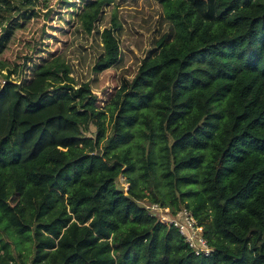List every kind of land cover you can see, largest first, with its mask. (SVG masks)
<instances>
[{
	"label": "trees",
	"instance_id": "trees-1",
	"mask_svg": "<svg viewBox=\"0 0 264 264\" xmlns=\"http://www.w3.org/2000/svg\"><path fill=\"white\" fill-rule=\"evenodd\" d=\"M113 1L42 0L0 35V264H264V0H154L168 32L133 77L113 21L99 91L75 86L73 31ZM141 200L188 208L214 251Z\"/></svg>",
	"mask_w": 264,
	"mask_h": 264
},
{
	"label": "rangeland",
	"instance_id": "rangeland-1",
	"mask_svg": "<svg viewBox=\"0 0 264 264\" xmlns=\"http://www.w3.org/2000/svg\"><path fill=\"white\" fill-rule=\"evenodd\" d=\"M42 0H0V35L5 33V26L8 20L19 17L21 14L40 7ZM55 0H47L51 5ZM36 3V5H35ZM115 21L120 30L115 32L119 39L121 51L120 68L117 72H122L126 79H131L138 69L141 60L148 52L155 47V40L163 34H167L169 24L164 18L162 7L154 0H114L103 7V12L95 24L91 34H86L78 25L72 35L71 45L64 52L62 58L70 66V76L74 80L75 86L88 82L91 89L99 91L97 87L98 75L93 72L92 67L102 53V42L100 33L105 27L111 26ZM118 27V28H119ZM6 69L0 70V82L3 83ZM10 78H18L13 75ZM90 134H95V128L90 127ZM144 145L149 148L146 141L135 140L131 145L133 158H136V146ZM144 186L152 185L148 180ZM117 188L126 190L127 183L124 177L116 181ZM145 206L147 201H138ZM26 255V252L23 251ZM27 264L29 259L22 257Z\"/></svg>",
	"mask_w": 264,
	"mask_h": 264
},
{
	"label": "built area",
	"instance_id": "built-area-1",
	"mask_svg": "<svg viewBox=\"0 0 264 264\" xmlns=\"http://www.w3.org/2000/svg\"><path fill=\"white\" fill-rule=\"evenodd\" d=\"M144 207L158 222L175 228L196 256L208 257L214 251L204 236V227L188 208L172 209L160 202H148Z\"/></svg>",
	"mask_w": 264,
	"mask_h": 264
}]
</instances>
